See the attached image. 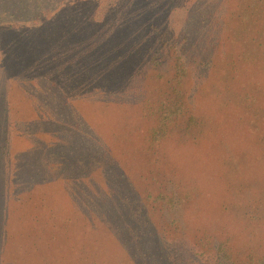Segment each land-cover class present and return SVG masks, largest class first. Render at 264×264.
<instances>
[{"label":"rangeland","instance_id":"obj_1","mask_svg":"<svg viewBox=\"0 0 264 264\" xmlns=\"http://www.w3.org/2000/svg\"><path fill=\"white\" fill-rule=\"evenodd\" d=\"M1 116L0 264H264V0H0Z\"/></svg>","mask_w":264,"mask_h":264},{"label":"trees","instance_id":"obj_2","mask_svg":"<svg viewBox=\"0 0 264 264\" xmlns=\"http://www.w3.org/2000/svg\"><path fill=\"white\" fill-rule=\"evenodd\" d=\"M37 15H39V14H37ZM37 18H40V16H37ZM53 18H54V15H53L52 19ZM50 31H51V29H50ZM179 59H180L179 57H176V60H177L176 61L177 63L175 62L176 66H179ZM179 68L180 69L177 70L175 76L186 70L184 66H182V67L180 66ZM174 93H175L174 100H176V103L173 106L174 110H173V108L171 109V108H167V107L163 106L162 107L163 113H162V118H161L160 124L151 131V138L154 141L160 142L162 140V138L167 137V135L171 131V127L169 126V120L171 119L172 115L175 116L176 113L185 104L186 100L183 98V96L181 97L180 91L177 89ZM3 121H4V119L1 116L0 117V124ZM192 121H195V120H193V118H192ZM189 126H191V122H189ZM2 193H3V191H2V188L0 187V228L2 226L4 214L6 211V201H5L4 195ZM163 196L166 198L165 195H163ZM166 204H169L170 206L174 207L177 212H179L183 208V204L179 203V201L176 199V197L167 198ZM225 244H227V248L225 247ZM231 248L232 247L229 246L228 241L225 240V242L224 241L219 242V249H221L224 253L222 255L224 260L225 261L228 260L227 264H236L235 260H231V258L234 257V254L230 252ZM246 264H254L252 256L249 257L248 262Z\"/></svg>","mask_w":264,"mask_h":264}]
</instances>
